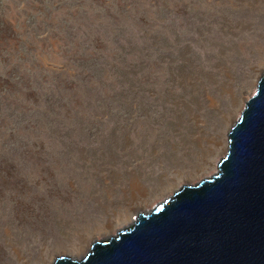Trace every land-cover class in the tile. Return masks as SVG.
I'll return each mask as SVG.
<instances>
[{
	"label": "rangeland",
	"instance_id": "1",
	"mask_svg": "<svg viewBox=\"0 0 264 264\" xmlns=\"http://www.w3.org/2000/svg\"><path fill=\"white\" fill-rule=\"evenodd\" d=\"M263 48L264 0H0V264L83 259L216 174Z\"/></svg>",
	"mask_w": 264,
	"mask_h": 264
},
{
	"label": "water",
	"instance_id": "2",
	"mask_svg": "<svg viewBox=\"0 0 264 264\" xmlns=\"http://www.w3.org/2000/svg\"><path fill=\"white\" fill-rule=\"evenodd\" d=\"M228 137L216 174L54 264H264V72Z\"/></svg>",
	"mask_w": 264,
	"mask_h": 264
},
{
	"label": "bare ground",
	"instance_id": "3",
	"mask_svg": "<svg viewBox=\"0 0 264 264\" xmlns=\"http://www.w3.org/2000/svg\"><path fill=\"white\" fill-rule=\"evenodd\" d=\"M264 49V48H263ZM263 52V51H262ZM260 65H262V66H264V59H263V61L262 62H260ZM261 69V68H260ZM263 70V69H262ZM261 77V76H260ZM259 77V78H260ZM259 78H258V81H259ZM258 81H257V84H258ZM257 84H256V88H255V91L257 90ZM254 94V93H253ZM252 94V95H253ZM251 95V96H252ZM248 100L246 99V101H245V105H246V102H247ZM245 105H244V107H245ZM244 107H242L241 108V110L239 111V113H241V111L244 109ZM235 114V113H234ZM234 114H233V116H234ZM236 117H237V115H235L234 116V118L233 119H231V122H234L235 120H236ZM231 128H232V126H230V128H229V130H231ZM230 132V131H229ZM228 132V133H229ZM229 144V143H228ZM229 147V146H228ZM221 148V149H220ZM219 149H220V151H218L219 153H218V155H220V156H222V155H224L226 152H228V149H227V147L226 146H222V147H220ZM227 154V153H226ZM219 165V164H218ZM206 168V167H205ZM212 169V168H211ZM205 172L207 173V171L205 170ZM208 172H210V169L208 170ZM190 185V183H186L185 185ZM176 193V192H175ZM134 211H135V214H138L140 211H143L142 210V207H136L135 209H134ZM127 221H130L129 220V218H127L126 219ZM124 221V220H123ZM126 222V221H125ZM125 222H124V224H125ZM127 223V222H126ZM109 231L111 232V236L113 235V231H115L114 229H112L111 227H110V229H109ZM99 239H95L94 238V240L92 241V242H89V244H88V246H85L84 248H82L81 249V255L83 254V253H87L88 252V250L87 249H89L90 250V247H91V245L93 244V243H95V242H97ZM103 241H106V240H103Z\"/></svg>",
	"mask_w": 264,
	"mask_h": 264
}]
</instances>
